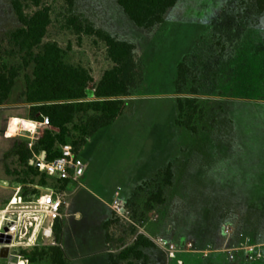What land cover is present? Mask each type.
Listing matches in <instances>:
<instances>
[{"label":"rangeland","instance_id":"1","mask_svg":"<svg viewBox=\"0 0 264 264\" xmlns=\"http://www.w3.org/2000/svg\"><path fill=\"white\" fill-rule=\"evenodd\" d=\"M62 6L56 0L55 12ZM75 13L134 44L144 70L142 82L124 99L125 118L98 132L80 155L90 167L88 189L105 182L123 189L118 201L125 211H112L108 252L116 257L141 234L153 246L141 248L148 259H131L133 264H264V257L251 260L243 248L253 242L263 244L264 252V199L244 197V182L231 167L240 157L235 148L264 144V10L258 0H178L164 22L151 29L136 27L118 0H75ZM62 24L54 16L45 41L58 43L67 64L90 71L92 89L112 66L105 45L92 37L79 38ZM18 25L10 1L0 0V42ZM183 59L197 80L178 93L176 67ZM193 86L204 115L196 134L176 124V101L191 97ZM24 89L21 76L11 92L12 104L0 109V208L20 195L23 186L30 191L58 189L47 175L27 177L11 155L27 141V133L7 137L4 118L16 113L31 118V106L21 102ZM45 129L39 128L41 135ZM124 134L127 139L121 142ZM169 163L174 177L173 186L164 187L166 202L147 213L145 202L163 183L161 170ZM154 167V176L144 178ZM88 189L77 187L66 196L70 213L80 211L81 217L72 214L63 221L65 247L90 242L85 252L100 249L106 208ZM226 226L233 230L231 237ZM189 241L191 251L185 249ZM233 248L238 249L227 251ZM30 250H15L0 264H52L48 257L31 261L25 255Z\"/></svg>","mask_w":264,"mask_h":264},{"label":"trees","instance_id":"2","mask_svg":"<svg viewBox=\"0 0 264 264\" xmlns=\"http://www.w3.org/2000/svg\"><path fill=\"white\" fill-rule=\"evenodd\" d=\"M9 1L19 25L0 42V105L9 99L16 81L23 76L25 89L21 99L31 106V119L42 120L47 117L51 128L42 132L33 150L27 147L26 142H22L13 148L11 155L16 156L21 167L26 169L24 173L27 177L41 175L45 178V174L29 165L33 153L43 150L50 158H54L59 155V146L66 143H71L75 151L79 152L89 138L108 128L124 113V99L142 82L144 70L137 60L135 45L97 28L90 20L76 14L75 0H62V10L58 13L54 8L56 0ZM177 2L178 0H118L119 6L132 23L142 29L162 24L166 14ZM258 7L264 10V0H258ZM54 16L63 23L65 29L79 38L92 37L105 45L106 55L112 66L103 73L94 88H89L94 82L90 71L67 64L58 43L45 41ZM30 67L31 75L27 73ZM196 80L186 59L177 64L174 86L178 93L188 83L195 84ZM189 93L191 97L178 98L176 101L179 112L176 124L196 134L197 123L204 118L203 109L195 97L198 89L193 86ZM161 176L163 183L158 184L145 202L147 213L166 202L164 187L173 186L171 163L161 170ZM22 183L25 184L26 180H22ZM29 183L32 184L33 180ZM56 184L61 191L65 190L66 183ZM36 194L38 191H30L23 186L17 199L27 201ZM110 226L111 221L104 226L108 244L112 241ZM55 233L61 244V221L57 222ZM152 246L150 240L137 234L133 243L124 247L116 257L110 254V261L112 264H133L131 259L147 260L148 257L141 248ZM25 255L31 261L38 257H48L52 264H67L61 245L34 248L25 252Z\"/></svg>","mask_w":264,"mask_h":264},{"label":"built area","instance_id":"3","mask_svg":"<svg viewBox=\"0 0 264 264\" xmlns=\"http://www.w3.org/2000/svg\"><path fill=\"white\" fill-rule=\"evenodd\" d=\"M16 121V128L12 136L8 134L9 129L6 135L11 138L21 135L22 132L27 133L26 144L30 150H33L35 143L40 138L39 128H51L47 117H43L42 120L16 119ZM29 165L40 173L53 178L56 183H66V185L77 183L86 171L85 161L81 158L79 152L75 151L71 143L60 145L59 155L54 158H50V155L43 150L34 152L29 160ZM66 205L64 191H61L59 187L58 189L53 187L40 189L38 194L27 201H19L16 195L0 210V234L11 238L10 243L0 244V249L2 247L7 248L8 258L10 259L15 250L60 246L61 244L56 239L55 228L57 222L61 221L63 217V209ZM114 209L120 214L125 211L119 202ZM224 232L228 237L233 235L230 226H226ZM160 244L163 245V242H160ZM262 246L263 244L249 242L243 248L249 259L260 260L264 257ZM166 247L169 251L175 250L173 244ZM193 248L192 242L185 243L186 250L191 251ZM209 248H211L210 245ZM237 249L233 248L227 251H237ZM18 257L22 258V256Z\"/></svg>","mask_w":264,"mask_h":264},{"label":"crops","instance_id":"4","mask_svg":"<svg viewBox=\"0 0 264 264\" xmlns=\"http://www.w3.org/2000/svg\"><path fill=\"white\" fill-rule=\"evenodd\" d=\"M21 102L23 105H26V107H30L29 104L23 102L21 99ZM11 94L9 99L2 105H0V109L4 106L11 105ZM126 109V108H125ZM126 110L124 113L108 128L113 127L117 123H120L122 119L125 118ZM21 119V120H33L29 118L28 115H18L16 114H10L7 117L4 118V134L9 129L10 123L12 120ZM129 130V129H128ZM131 130V129H130ZM96 135V134H95ZM94 135V136H95ZM7 136V135H6ZM92 136L87 140V142L79 149V155H81L82 150L85 148L87 143L94 137ZM126 134H124L121 137V142L125 141ZM244 149L235 148L236 153L239 152V158L234 160V164L231 166L233 169V174L236 176L241 177L239 180L241 182H244L243 185H245V191H242L241 193L244 194V197H249L253 199L263 198L264 199V144H258L253 146H244ZM244 150V151H241ZM86 163V171L85 174L82 176V178L77 183H68L64 190V196L66 201V196L69 194H73L77 187L83 189H88V183L89 179L87 178L88 173L90 172V167L87 162ZM156 172V167L152 168L149 173L144 177L147 179L154 176ZM109 182H105L103 185L96 186L95 190L92 191V189H88V191L91 193L94 192V194L97 196V198L105 205L104 210V216L101 219V226H102V240L99 242L100 249L97 251H87L85 252L86 247H90V242L85 241H77L72 246L68 245L65 247L64 245V237H65V229L63 225V235L61 240V246L66 254L67 257V264H112L110 261V253L108 252V243L106 241V232H105V223L110 221L112 211L114 210L115 206L117 205L118 201V195L119 191H122L121 187L116 185L114 188L113 186L108 184ZM248 184V185H247ZM67 205L63 209V217L61 219V222L64 223V219L71 217L72 214H75L76 218L81 217L80 211H75L74 213H70L69 208L70 204L68 201H66ZM3 208H0L2 210ZM7 258H1V261H6ZM7 263V262H6ZM11 264V262L9 263Z\"/></svg>","mask_w":264,"mask_h":264},{"label":"water","instance_id":"5","mask_svg":"<svg viewBox=\"0 0 264 264\" xmlns=\"http://www.w3.org/2000/svg\"><path fill=\"white\" fill-rule=\"evenodd\" d=\"M11 238L9 236H5L4 234H0V244H8L10 243ZM0 257L1 258H7L8 257V249L5 247H2L0 249Z\"/></svg>","mask_w":264,"mask_h":264},{"label":"bare ground","instance_id":"6","mask_svg":"<svg viewBox=\"0 0 264 264\" xmlns=\"http://www.w3.org/2000/svg\"><path fill=\"white\" fill-rule=\"evenodd\" d=\"M16 122H17L16 120H13V122L11 123L10 129H9V133H8L9 136H12L13 132L15 131V128H16L15 123Z\"/></svg>","mask_w":264,"mask_h":264}]
</instances>
